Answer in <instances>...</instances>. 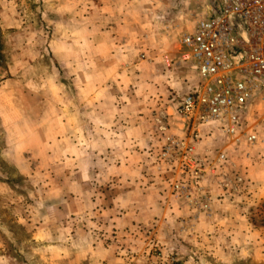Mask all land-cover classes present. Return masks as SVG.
<instances>
[{"label":"rangeland","instance_id":"rangeland-1","mask_svg":"<svg viewBox=\"0 0 264 264\" xmlns=\"http://www.w3.org/2000/svg\"><path fill=\"white\" fill-rule=\"evenodd\" d=\"M207 1L135 0L150 27L119 68L94 25L71 51L82 27L55 0H0V264H264V132L249 148L208 133L197 178L161 158L196 83L177 42Z\"/></svg>","mask_w":264,"mask_h":264},{"label":"built area","instance_id":"built-area-1","mask_svg":"<svg viewBox=\"0 0 264 264\" xmlns=\"http://www.w3.org/2000/svg\"><path fill=\"white\" fill-rule=\"evenodd\" d=\"M177 43L178 61L193 70L196 83L175 107L185 137L165 135L161 158L197 178L203 171L197 147L208 133L249 148L264 132L263 114L247 123L254 104L264 111V0H208ZM162 61L169 66L166 56ZM223 160L219 153L217 162ZM172 190L183 194L177 184Z\"/></svg>","mask_w":264,"mask_h":264},{"label":"crops","instance_id":"crops-1","mask_svg":"<svg viewBox=\"0 0 264 264\" xmlns=\"http://www.w3.org/2000/svg\"><path fill=\"white\" fill-rule=\"evenodd\" d=\"M134 1L135 0H55V2H52L51 4L54 3L53 6L55 7V13L57 15H60L61 9L64 8L65 14L63 15L65 16L66 23L71 21L75 27L73 29L74 36L79 37V35H75V32H78L77 24L82 27L80 36L82 37V40L85 39V41L80 43L77 39L74 44L76 46L71 49L72 52L76 51L83 54L85 47L92 45V42L88 39V37H90V30L85 28V23H88L90 26L94 25L95 30H101L99 36H101L105 42V45L103 46V51L105 53L109 52V50L117 49L119 60L114 62V64L111 63L110 66L113 64V67L121 68L127 61L126 59H129V56L136 51L137 45H141L142 42H144V39L142 38L143 35L140 34L138 27L145 26L146 29L147 27H150L147 18H145V20L138 18L133 12V7L135 6ZM98 2L101 4H98ZM87 4L90 10L87 9ZM141 4H143V2ZM143 6L147 5L144 4ZM96 14L99 15V18H96ZM97 23H99V25H97ZM145 35L147 37V33H145ZM69 53L70 47L67 49L66 56L62 55L61 59L68 62L67 59L69 58ZM81 67H87L86 64L84 66V61L83 65L81 64ZM130 179L134 181L133 178ZM114 181L119 183V185H113V205L116 210V207L120 205L119 200H122L123 197L121 190L123 178L121 177L117 179V177H115ZM109 194L110 192L108 191L106 195ZM146 197L147 196L145 195V202H143L145 208L148 205ZM129 201H131V199ZM137 205L136 202L135 204H131L127 209L134 212L133 208H136ZM145 210H148V208Z\"/></svg>","mask_w":264,"mask_h":264}]
</instances>
